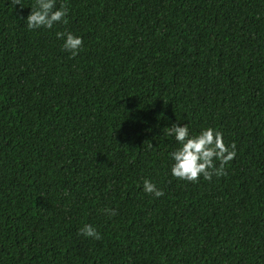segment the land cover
<instances>
[{
	"label": "trees",
	"instance_id": "1",
	"mask_svg": "<svg viewBox=\"0 0 264 264\" xmlns=\"http://www.w3.org/2000/svg\"><path fill=\"white\" fill-rule=\"evenodd\" d=\"M33 4L0 0V264H264V0ZM174 122L235 146L223 175H170Z\"/></svg>",
	"mask_w": 264,
	"mask_h": 264
},
{
	"label": "clouds",
	"instance_id": "2",
	"mask_svg": "<svg viewBox=\"0 0 264 264\" xmlns=\"http://www.w3.org/2000/svg\"><path fill=\"white\" fill-rule=\"evenodd\" d=\"M18 4V3H16ZM56 0H34L31 11L24 24L28 30L50 29L54 24L67 23L68 9L63 4L56 7ZM58 38H63L62 49L71 56L78 54L82 47V38L72 32H57ZM165 135L171 137L175 149L169 153L170 175L178 180L197 182L198 179L210 180L224 174V165L235 156V146L225 145L223 135L211 127L203 128L198 133H190L186 124L172 123L164 127ZM215 162H218V166ZM142 190L159 198L163 191L154 183L145 179ZM109 215H115L112 209H104ZM79 233L85 238L99 240L100 233L91 224H84Z\"/></svg>",
	"mask_w": 264,
	"mask_h": 264
}]
</instances>
